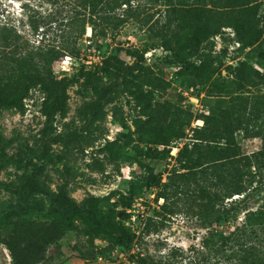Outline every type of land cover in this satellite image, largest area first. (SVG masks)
Returning <instances> with one entry per match:
<instances>
[{
	"label": "rangeland",
	"instance_id": "1",
	"mask_svg": "<svg viewBox=\"0 0 264 264\" xmlns=\"http://www.w3.org/2000/svg\"><path fill=\"white\" fill-rule=\"evenodd\" d=\"M178 3L203 11L202 21L214 23L247 12L235 0H133L131 15L116 10L117 28L93 36L87 0H0V92L19 94L36 75L72 81L63 110L48 126L41 108L45 93L38 87L31 88L24 110L0 107V212L19 214L0 223L4 264H202L188 249L206 235L198 220L201 207L185 195L188 183L175 169L186 170L175 158L202 126L200 117L225 95L222 81L229 72L246 59L257 71L264 65L247 58L248 49H241L227 27L196 45V24L184 26L170 10ZM255 15L247 22L250 34L264 29V1ZM165 40L171 50L163 49ZM127 50L142 52L143 59H131ZM31 56L40 71L24 74L21 85H6L9 72ZM142 87L152 88L151 105L165 120L127 143L141 115L142 104L134 97ZM245 88L264 95V81L253 72ZM159 135L169 138L167 146L156 144ZM238 140L246 153L262 144L259 137L242 134ZM148 148L169 153L151 159L144 154ZM29 159L40 164L36 181L44 191L27 187ZM139 161L154 168L161 184L142 189L129 208L112 211L135 233L131 249L78 220L65 227L48 216L51 209L63 212L57 195L93 209L101 197L125 190ZM110 201L114 205L116 198ZM27 204L42 210L27 212Z\"/></svg>",
	"mask_w": 264,
	"mask_h": 264
},
{
	"label": "trees",
	"instance_id": "2",
	"mask_svg": "<svg viewBox=\"0 0 264 264\" xmlns=\"http://www.w3.org/2000/svg\"><path fill=\"white\" fill-rule=\"evenodd\" d=\"M263 1L235 0V4L247 12L216 23L202 21L203 11L181 3L171 6L170 10L174 11L172 14H175L184 26L196 24V45L227 27L235 33L241 49H248L247 58L254 56L264 65V29L260 28L256 33L250 34L246 28L247 22L254 20ZM132 6L133 0H87L88 23L92 35L104 36L108 29L117 28L116 10L123 8L127 15H131L134 11ZM173 22L174 19L169 18L168 23ZM162 46L163 49H172L166 40L162 41ZM125 52L135 61L140 62L143 59L142 52ZM33 59L31 56L19 60L18 67L9 72L6 85H21L24 74H36L40 71L36 69ZM246 60L229 72L230 77L223 79L227 89L225 95L217 97L208 112L200 117L202 126L195 130L191 143L185 144L175 158L180 168L186 170L181 172L175 169L177 176L188 183L185 195L193 197L195 202L199 201L198 205L201 207L198 220L206 235L200 244H192L188 249L197 256L200 255L202 264H264V95L250 93L245 88L248 75L253 72L264 81V71L253 69ZM120 63L123 64V61ZM106 67H109L108 63ZM127 67H131L130 64ZM247 68L248 74L245 72ZM71 82L67 78L55 80L50 74L48 77L36 75L19 94L4 95L0 92V107L24 110L25 100L31 88L38 87L45 93L41 108L48 126L55 114L63 110ZM80 85L87 88L84 82ZM134 98L142 104L141 115L134 119L135 129L129 133L127 143L134 136L144 138L147 133L152 132L151 127L165 120L151 105V87H142ZM239 134L245 138L259 137L261 147L251 153L243 152L238 140ZM155 142L159 146H167L169 138L159 135ZM46 153L45 147L43 159L47 157ZM167 153L169 151L166 149L148 148L144 154L156 159ZM25 169L31 174L28 189L44 191L36 181L40 164L29 159L25 162ZM160 184L161 178L154 168L139 161V172L128 180L125 190L101 197L94 202L93 209L76 203L66 194L57 195V202L63 212L51 209L48 216L54 217L65 227H72L78 220L90 231L106 236L124 249H131L136 235L124 222L116 219L112 211L117 207L129 208L142 189L158 187ZM110 197L116 198L114 205L111 204ZM226 199H230L228 203H225ZM26 208L27 212L42 210L32 204H27ZM17 215V212L4 210L0 212V223L7 222ZM231 224H235L234 228L226 229L230 228ZM139 258L147 262L146 257Z\"/></svg>",
	"mask_w": 264,
	"mask_h": 264
},
{
	"label": "water",
	"instance_id": "3",
	"mask_svg": "<svg viewBox=\"0 0 264 264\" xmlns=\"http://www.w3.org/2000/svg\"><path fill=\"white\" fill-rule=\"evenodd\" d=\"M0 252H1V249H0ZM5 263V258H3L0 254V264H4Z\"/></svg>",
	"mask_w": 264,
	"mask_h": 264
},
{
	"label": "built area",
	"instance_id": "4",
	"mask_svg": "<svg viewBox=\"0 0 264 264\" xmlns=\"http://www.w3.org/2000/svg\"><path fill=\"white\" fill-rule=\"evenodd\" d=\"M68 56H65V59L67 58ZM62 62V61H61Z\"/></svg>",
	"mask_w": 264,
	"mask_h": 264
}]
</instances>
